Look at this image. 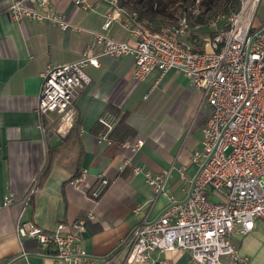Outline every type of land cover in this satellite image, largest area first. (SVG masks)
Returning <instances> with one entry per match:
<instances>
[{
	"label": "crops",
	"instance_id": "crops-1",
	"mask_svg": "<svg viewBox=\"0 0 264 264\" xmlns=\"http://www.w3.org/2000/svg\"><path fill=\"white\" fill-rule=\"evenodd\" d=\"M9 1L0 0V264H54L50 256L40 254L42 249L29 243L35 240L24 238L21 244L15 230L18 218L51 230L58 222H69L88 211L95 214L82 236L88 253L104 264L110 258L114 264H144L126 262L125 251L118 253L117 248L134 226L156 216L168 198L155 196L144 176L133 174L130 166L119 167L129 158L152 172L170 169L165 188L182 199L198 168L191 154L201 148L202 126L209 110L202 102L201 90L174 69L164 73L155 70L144 81L133 79L130 54L99 57L98 66L84 67L91 81L74 102L72 121L62 120L56 113L40 115L35 108L42 72L48 65L76 60L88 48V30H102L107 5L91 0L93 10H84L76 8L72 0H48L55 10L85 29L65 31L50 22L13 20L7 11ZM263 19L261 0L253 26H259ZM200 23V29L182 35L181 40L198 48L212 32L206 22ZM107 33L118 40L133 41L116 24ZM194 37L197 41L193 43ZM107 109L116 114L117 121L122 117L111 134V144L98 143L96 137L103 130L98 117ZM134 136L144 139L138 151L121 147L123 139ZM50 149L56 150L53 161L40 180ZM82 168L87 169L88 185L98 172L110 178L97 200L71 182ZM33 184H37L35 192L26 200ZM5 195L14 198L9 206L2 204ZM232 238L251 264H264V219H255L250 231L233 233ZM151 257L165 258L169 264H196L188 251H153Z\"/></svg>",
	"mask_w": 264,
	"mask_h": 264
},
{
	"label": "built area",
	"instance_id": "built-area-1",
	"mask_svg": "<svg viewBox=\"0 0 264 264\" xmlns=\"http://www.w3.org/2000/svg\"><path fill=\"white\" fill-rule=\"evenodd\" d=\"M98 1L107 5L102 30H88L91 41L76 60L45 68L35 108L38 114L56 113L62 120L72 121L74 102L91 81L84 67L98 66L99 57L126 54L133 56V79L144 81L155 70H178L191 86L201 90L202 102L209 108L201 148L191 154L198 168L189 178L182 199L165 188L170 169L152 172L129 158L123 160L120 169L130 166L133 174H142L154 195H166L168 203L156 216L134 226L119 243L118 253L125 251L129 263L169 264L165 258L153 259L151 253L188 251L196 264H251L230 237L250 231L255 219H264V19L259 26L252 24L261 0H239L237 10L220 11L208 18L212 32L198 48L180 36L202 26L191 20L200 11L199 0H193L175 23L158 29L149 27L136 10L120 4V0ZM72 2L79 9L94 8L91 0ZM7 11L13 20L27 18L50 22L65 31L85 30L55 10L48 0H10ZM114 24L127 31L133 41L109 35L107 30ZM196 41L194 37L193 43ZM98 122L103 130L97 133V142L111 144L109 134L116 125V114L107 109ZM143 144L144 139L138 136L120 142L131 152ZM179 172L183 177L184 167ZM86 173L82 168L71 182L97 200L110 178L98 172L88 185ZM35 189L33 184L26 200ZM211 194L217 200H212ZM13 201L12 195H5L2 204L9 206ZM94 218V212L88 211L69 222H58L51 230L18 218L15 230L21 244L24 238L35 240L41 246L40 254L50 256L54 264H104L81 243L87 221ZM113 261L110 258L105 264Z\"/></svg>",
	"mask_w": 264,
	"mask_h": 264
},
{
	"label": "trees",
	"instance_id": "trees-1",
	"mask_svg": "<svg viewBox=\"0 0 264 264\" xmlns=\"http://www.w3.org/2000/svg\"><path fill=\"white\" fill-rule=\"evenodd\" d=\"M176 0H120V4L128 6L129 8L136 10L138 16L146 22V24L152 29H158L162 24L175 23L178 20L177 12L180 9V12H185L187 4L191 3L193 0H179L180 8L172 7L169 5V2ZM178 1V0H177ZM239 0H199L200 11L194 16L191 20L193 22H206L208 18L215 15L216 13L228 12L237 10L239 7ZM182 12V14H183ZM178 17V18H177ZM122 121V117L117 121L115 127L110 132L111 135L115 129L118 127V124ZM73 128H71L72 130ZM71 130L69 132H71ZM69 134V133H68ZM55 149H50L47 162L40 173V180L48 172L50 165L53 161V155ZM41 183V181H40ZM37 185V184H36ZM32 243V247L36 249H41L38 243L29 241ZM28 243V244H29ZM29 244V246H30Z\"/></svg>",
	"mask_w": 264,
	"mask_h": 264
},
{
	"label": "rangeland",
	"instance_id": "rangeland-1",
	"mask_svg": "<svg viewBox=\"0 0 264 264\" xmlns=\"http://www.w3.org/2000/svg\"><path fill=\"white\" fill-rule=\"evenodd\" d=\"M192 3H193V1H192L191 3H188L186 6L188 7V6H190ZM180 4H181V3L179 2V0H178V1L176 0V1H173V2H169V5H171L172 7H176L177 9L180 8ZM182 12H183V10H182ZM182 12H180V9H178L177 16H178L179 18L183 16ZM178 17H177V18H178ZM180 39H183V37L180 36ZM211 199H212V200H217V196L211 194ZM230 240H231L232 244H234L235 239H233V238L231 239V237H230Z\"/></svg>",
	"mask_w": 264,
	"mask_h": 264
}]
</instances>
